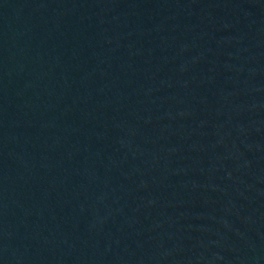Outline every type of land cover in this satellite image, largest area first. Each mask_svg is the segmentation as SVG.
<instances>
[{
    "label": "water",
    "instance_id": "obj_1",
    "mask_svg": "<svg viewBox=\"0 0 264 264\" xmlns=\"http://www.w3.org/2000/svg\"><path fill=\"white\" fill-rule=\"evenodd\" d=\"M0 264H264V0H0Z\"/></svg>",
    "mask_w": 264,
    "mask_h": 264
}]
</instances>
